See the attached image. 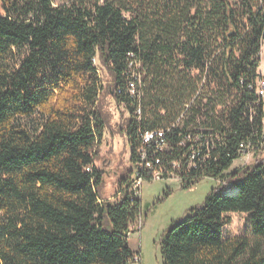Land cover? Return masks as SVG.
Returning <instances> with one entry per match:
<instances>
[{
    "label": "trees",
    "instance_id": "trees-1",
    "mask_svg": "<svg viewBox=\"0 0 264 264\" xmlns=\"http://www.w3.org/2000/svg\"><path fill=\"white\" fill-rule=\"evenodd\" d=\"M0 4V264H134L131 177L119 201L99 192L97 60L131 114L133 166L144 149L184 189L219 182L170 229L164 264H264V159L232 170L264 150V0ZM148 132L164 138L146 144ZM234 213L252 217L251 235L225 237Z\"/></svg>",
    "mask_w": 264,
    "mask_h": 264
},
{
    "label": "rangeland",
    "instance_id": "rangeland-1",
    "mask_svg": "<svg viewBox=\"0 0 264 264\" xmlns=\"http://www.w3.org/2000/svg\"><path fill=\"white\" fill-rule=\"evenodd\" d=\"M67 0H56L62 4ZM0 14H4L0 4ZM99 67L104 92L100 107L105 118V132L98 148L96 165L102 171L103 182L100 196L104 201H119L122 181L133 179L134 166L131 162L132 148L127 138L131 114L108 94L112 79L109 72ZM258 73L264 79V44L260 54ZM264 159V150L252 152L236 161L232 170L252 166ZM219 182L205 178L190 188L184 189L176 177L167 180L145 182L141 190V218L137 232L129 240V246L140 256L141 264H164L162 245L170 229L184 221L193 209H201L211 191ZM225 237L249 236L252 233V217L247 214H230V222L225 227Z\"/></svg>",
    "mask_w": 264,
    "mask_h": 264
},
{
    "label": "built area",
    "instance_id": "built-area-1",
    "mask_svg": "<svg viewBox=\"0 0 264 264\" xmlns=\"http://www.w3.org/2000/svg\"><path fill=\"white\" fill-rule=\"evenodd\" d=\"M256 90L258 97L264 102V79H261L258 82ZM131 94H135V84H131ZM163 138V132H148L144 135V142L146 144H150L155 140ZM140 154L141 159L140 162H138L134 166V174L130 188V193L133 197L141 198V190L145 182L167 180L173 176L178 178L179 180V177L175 176V174L173 173L168 174V177L166 176V170L164 169L163 164L159 158H156L154 160L149 159V156L144 149L140 151ZM174 166H176V164ZM134 264H141L139 255L135 257Z\"/></svg>",
    "mask_w": 264,
    "mask_h": 264
},
{
    "label": "bare ground",
    "instance_id": "bare-ground-1",
    "mask_svg": "<svg viewBox=\"0 0 264 264\" xmlns=\"http://www.w3.org/2000/svg\"><path fill=\"white\" fill-rule=\"evenodd\" d=\"M237 193V189H231L230 191H229V194L230 195H233V194H236ZM137 257V256H136Z\"/></svg>",
    "mask_w": 264,
    "mask_h": 264
},
{
    "label": "crops",
    "instance_id": "crops-1",
    "mask_svg": "<svg viewBox=\"0 0 264 264\" xmlns=\"http://www.w3.org/2000/svg\"><path fill=\"white\" fill-rule=\"evenodd\" d=\"M134 251V250H133ZM135 252V251H134ZM136 253V252H135Z\"/></svg>",
    "mask_w": 264,
    "mask_h": 264
}]
</instances>
